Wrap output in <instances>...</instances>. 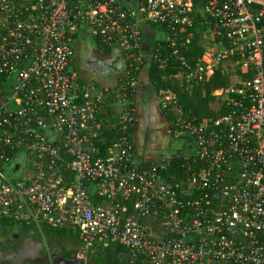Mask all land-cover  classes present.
<instances>
[{
  "label": "built area",
  "instance_id": "obj_1",
  "mask_svg": "<svg viewBox=\"0 0 264 264\" xmlns=\"http://www.w3.org/2000/svg\"><path fill=\"white\" fill-rule=\"evenodd\" d=\"M142 24L161 33L149 61L188 89L219 67L230 74L213 92L216 118L158 91L166 133L185 145L175 171L135 161ZM199 25L208 41L192 63ZM81 26L123 59L121 80L90 96L71 67ZM111 97L117 139L101 154L96 115ZM10 223L77 231L84 260L111 242L129 264H264V0H0V224Z\"/></svg>",
  "mask_w": 264,
  "mask_h": 264
},
{
  "label": "crops",
  "instance_id": "obj_2",
  "mask_svg": "<svg viewBox=\"0 0 264 264\" xmlns=\"http://www.w3.org/2000/svg\"><path fill=\"white\" fill-rule=\"evenodd\" d=\"M138 15L137 13V16ZM142 27L144 34L140 49L147 61L140 70L139 82L134 98L136 105V126L132 137L135 146V161L140 164H146L147 167H151L158 163L161 164L162 160L165 161L168 158L181 155L184 152L183 149L185 145H183V143L181 145V139L172 138L166 140L164 138V147L168 148L167 151L159 154V156H146L145 151H142V149L145 150L149 145L153 144V141L155 143L158 141V127L163 124L165 127V122L157 101L158 91H156L155 86L148 79L149 58L151 55L153 38L160 36L161 33L155 32L153 28L146 24H142ZM74 52L75 54L80 53L82 62L79 63L77 55L74 54L71 67L78 73L79 81L83 83L81 88L83 92H85V95L90 96L102 88L114 86L118 77H121L123 59L119 49L113 45L108 52H105L98 46L97 41L89 35L85 26H81L79 33L74 39ZM107 100L109 102V108L113 113L117 106L115 100L112 97ZM164 130L166 132L165 128ZM89 190L95 192L94 186L90 185ZM97 198L98 197H95V199ZM98 199L100 200V198Z\"/></svg>",
  "mask_w": 264,
  "mask_h": 264
},
{
  "label": "trees",
  "instance_id": "obj_3",
  "mask_svg": "<svg viewBox=\"0 0 264 264\" xmlns=\"http://www.w3.org/2000/svg\"><path fill=\"white\" fill-rule=\"evenodd\" d=\"M192 37L189 42V49L186 53V59L194 63L198 57L203 54V47L201 45V36L204 32L203 26H196L191 28ZM98 46L105 52L110 50V45L96 39ZM176 69L169 67L161 68L156 62H150L148 70V79L156 88V91L171 90L178 96L179 104L182 110L198 119L204 120L208 118H216L220 116L223 111L215 110L211 104L217 100V96L213 92L221 87L227 86L230 82V74L223 68H217L214 73L206 80L200 82L197 86L190 89L186 87L178 78L174 77ZM121 77H118V81ZM82 81H79L82 87ZM103 89V88H102ZM108 101V100H107ZM97 121L102 125L101 132L98 139L94 142L101 148V154H104L105 149L112 145L116 139L117 134L115 128L111 127L113 122L112 112L109 107H105L96 115ZM169 163L168 171H175L180 165V159L172 158L167 160ZM141 167H147L146 164H141ZM99 199L97 198L96 201ZM7 223V222H4ZM12 225V223H10ZM40 233L48 241L57 239L62 241H69L76 245L72 252L76 253L80 245V238L77 231L65 228H52L46 225L40 227ZM125 249L108 242L106 245H98L88 254V264H129L128 259L124 255Z\"/></svg>",
  "mask_w": 264,
  "mask_h": 264
},
{
  "label": "flooded vegetation",
  "instance_id": "obj_4",
  "mask_svg": "<svg viewBox=\"0 0 264 264\" xmlns=\"http://www.w3.org/2000/svg\"><path fill=\"white\" fill-rule=\"evenodd\" d=\"M26 234L30 237L40 238L43 243L42 249H33V257L37 259V264H83L88 260L80 259L76 253L72 252L76 245L69 241L57 240L53 247L41 233L31 229L11 224H0V243L3 253L16 250V245L22 243L21 236ZM26 242V241H25ZM40 254V255H39Z\"/></svg>",
  "mask_w": 264,
  "mask_h": 264
},
{
  "label": "water",
  "instance_id": "obj_5",
  "mask_svg": "<svg viewBox=\"0 0 264 264\" xmlns=\"http://www.w3.org/2000/svg\"><path fill=\"white\" fill-rule=\"evenodd\" d=\"M162 172L160 171V174ZM22 243H18L16 245V250L8 251L7 253H3L1 250L0 243V264H37V259L33 257L35 251L37 249L43 248V243L40 238L30 237L26 234L21 236ZM26 241V242H25ZM40 255V254H39ZM88 264V263H83Z\"/></svg>",
  "mask_w": 264,
  "mask_h": 264
},
{
  "label": "rangeland",
  "instance_id": "obj_6",
  "mask_svg": "<svg viewBox=\"0 0 264 264\" xmlns=\"http://www.w3.org/2000/svg\"><path fill=\"white\" fill-rule=\"evenodd\" d=\"M200 39H201V41H200L201 44L205 43L206 40L208 41V36H207V32H205V29H204V32L202 33V36H201ZM208 45H209V43H208ZM75 55H77L78 62L79 63L82 62V57L80 56V53L75 54ZM231 72L233 73V76L236 75V74H234V72H235V68L234 67H232V71ZM107 88L112 89V86H109ZM164 128H165L164 124L160 125V127H158V132H157L158 133V135H157L158 141L156 143L153 141V144L149 145L145 150L141 148L143 152L145 151V155L146 156L147 155L159 156V154L164 153V151H167L168 147H166V148L164 147V145H165L164 144V138L166 140H170L173 137L170 136V135H167L165 130H164ZM180 142H181V145H182V141H180ZM176 157H178V156H174L172 158H176ZM172 158H168L167 160L172 159ZM158 164H160V163H158ZM10 174H11V172H9V175ZM50 241H51L50 246L52 245L53 247H55L57 239H53V240H50ZM87 260L89 261V259H87Z\"/></svg>",
  "mask_w": 264,
  "mask_h": 264
}]
</instances>
